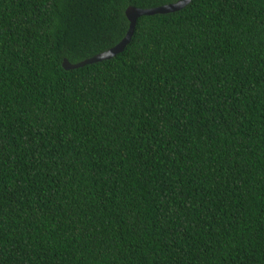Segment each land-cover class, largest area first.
<instances>
[{
	"label": "trees",
	"instance_id": "1",
	"mask_svg": "<svg viewBox=\"0 0 264 264\" xmlns=\"http://www.w3.org/2000/svg\"><path fill=\"white\" fill-rule=\"evenodd\" d=\"M0 0V264H264V0Z\"/></svg>",
	"mask_w": 264,
	"mask_h": 264
},
{
	"label": "water",
	"instance_id": "2",
	"mask_svg": "<svg viewBox=\"0 0 264 264\" xmlns=\"http://www.w3.org/2000/svg\"><path fill=\"white\" fill-rule=\"evenodd\" d=\"M192 1L193 0H177L176 2H172L169 4H164L152 8H140L137 6H129L126 9V16L130 22L129 29L125 37L118 44L103 52H100L94 56H91L76 63H73L67 58H65L63 61L64 68L67 70L76 69V68L84 67L85 65L88 64L97 63L115 57L119 53L123 52L125 48L128 46V44L131 42L136 30L138 19L140 17L146 15L166 14V13L176 12L188 6Z\"/></svg>",
	"mask_w": 264,
	"mask_h": 264
}]
</instances>
